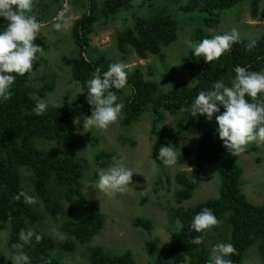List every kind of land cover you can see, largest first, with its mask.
I'll list each match as a JSON object with an SVG mask.
<instances>
[{
  "label": "trees",
  "instance_id": "trees-1",
  "mask_svg": "<svg viewBox=\"0 0 264 264\" xmlns=\"http://www.w3.org/2000/svg\"><path fill=\"white\" fill-rule=\"evenodd\" d=\"M68 1L83 10L71 31L75 54L64 56L63 61L71 69L72 82L83 88L87 87L86 82L97 67L103 72L110 64L117 63L112 52H101L92 46L91 40L99 29L116 22L123 13H131V19H126L125 26L113 37L122 61H127L131 54L139 60L159 57L164 61V48L179 41L180 23L195 24V42L223 34L226 31L212 36L208 29H218L223 12L239 4L248 3L252 18L264 20V0H167L168 4L163 7L159 6L163 0H137L135 5V0ZM66 3L67 0H33L31 14L41 23H49L65 10ZM173 6H177L174 11L171 10ZM6 27L7 22L0 18V30ZM253 41L255 45L248 47ZM35 43L47 48L44 38L38 36ZM184 60L192 76L189 83L175 78L167 82L170 86L166 88L160 85L151 65L147 72L138 65L127 68L125 89H113L124 105L120 118L122 126L131 127L147 116L152 119L151 132L155 136L152 159L168 179L170 175L158 159L159 147L171 145L193 128L201 133L195 152V169L190 174L177 172L174 177L177 189L173 195L174 204L168 209L169 220L174 224L167 228L170 242L161 246L157 238L147 241L148 264H207L214 246L221 242L234 245L236 252L230 257L232 264H246L252 249L257 250L264 261V203L255 205L248 200L243 189L245 169L223 146L216 134L215 118L208 120L190 112L200 91L211 90L217 80L230 86L237 66L249 71H264V36L250 39L240 35V40L211 64L195 57L192 50L185 54ZM40 66L38 57L30 73L16 77L12 98L0 103V225L8 229V246L15 253L26 254L30 264H66V257L80 251L87 264H139L129 249L119 251L93 245L105 228L107 216L99 204L91 202L83 192L90 167L87 158L80 152H67L63 148L77 145L76 113L67 102L68 98L62 106L49 103L42 115L33 111L37 101H47L56 86L55 78L35 75ZM77 109H80L79 115H83L82 106ZM185 111L188 115L181 122L173 128L166 126L169 116L177 117ZM92 140L97 146L99 139ZM180 149L178 162L186 165L191 147L182 142ZM245 151L258 153L259 148L248 144ZM113 157L116 155L104 150L96 153L95 170L112 167L116 162ZM206 163L217 169L219 194L199 204L188 205L201 185ZM158 182L163 183V178ZM21 191L36 196L39 203L26 204L23 197L17 200L15 197ZM205 208L212 210L218 224L206 233H197L191 229V221ZM46 218L54 221L62 218L64 239H56L42 229ZM177 222L183 227H177ZM134 225L149 233L155 227L154 222L145 217L136 218ZM29 228L41 236L39 241L35 237L30 243L20 241V231ZM197 235H203L202 245L191 243ZM0 264H13L1 248Z\"/></svg>",
  "mask_w": 264,
  "mask_h": 264
},
{
  "label": "rangeland",
  "instance_id": "rangeland-1",
  "mask_svg": "<svg viewBox=\"0 0 264 264\" xmlns=\"http://www.w3.org/2000/svg\"><path fill=\"white\" fill-rule=\"evenodd\" d=\"M136 2L137 0L134 1V5ZM159 4L163 7L168 4V1L163 0ZM77 6L76 3L70 5L67 0L65 10L61 11L55 20L42 23L43 26L38 36L45 39L47 48H42V52L37 54L41 66L35 75L55 78V89L50 93L47 101L50 104L62 106L67 97V102H70L73 110L75 109L76 118H82L91 115V106L87 103V87L83 88L82 85L72 82L71 69L63 61L64 56L75 54L71 31L75 21L82 16L83 10ZM177 6H173L171 10L174 11ZM128 18L131 19V13H123L116 18V22L113 21L111 25L99 29L97 34L92 37V46L101 52H112L117 62L125 63L129 69L141 65L147 72L148 66L151 65L160 85L162 83L166 88L170 86L168 83H171L175 78L188 83L191 82L192 76L184 59L185 54L191 50L190 45L196 43L193 39L196 30L195 24L180 23L179 41L164 48V61L159 57L139 60L135 54H131L127 61H122L119 60V53L113 37L118 29L125 26ZM57 23L61 25L59 30L55 28ZM233 28L246 38L253 39L264 36V20L252 18L248 3L239 4L231 10H225L218 29L210 28L208 31L213 36L217 32L231 31ZM79 106H82L84 110L83 115H79L81 109H77ZM187 115L188 112L185 111L177 117L169 116L166 126L173 128ZM75 128L77 145L73 148H63L67 152H80L87 158L90 167L86 172L88 177L85 180L83 192L91 202L98 203L107 216L105 228L94 239L93 245L119 251L129 249L139 264H148L150 256L145 249L146 242L156 238L159 239L161 246H166L170 242L167 228H172L174 224L169 220L168 209L174 204L173 195L177 189L174 177L177 172L190 174L195 169V152L201 133L193 128L176 141L171 142V145L177 147V161L174 166H163L165 172L170 175V179H168L152 159L155 136L151 132L152 119L150 117L147 116L128 128L121 125L120 119L104 130L90 129L88 130L90 132L83 133L82 121L80 125L75 124ZM93 138L99 139L97 146L94 145ZM182 142L188 143L191 147V154L186 165H181L178 162ZM249 144L251 146L256 145L259 152L247 153L244 150L235 157L245 169L243 175L244 193L251 203L259 205L264 203V143L252 142ZM102 150L115 154L117 161L122 159L124 165L136 173L133 175L130 186L123 192L105 193L96 186L98 172L95 170L96 166L93 164V159L94 155ZM259 158L262 160L259 161ZM216 171V167L211 163L205 164L201 185L192 201L187 203L188 205H196L218 196L220 180ZM160 177L163 178V183L158 182ZM25 186L29 189L28 182H25ZM37 202L39 203L38 199ZM138 217L150 218L154 222L155 227L151 233L134 225V220ZM62 222V218H59L58 221L46 218L42 229L56 239H64L65 236L61 230ZM0 248L5 256L12 260L15 255L21 254L15 253L8 246V229L1 227V225ZM65 262L66 264H87V259L83 251H80L74 256L66 257ZM246 264H264V261L257 250L252 249L246 259Z\"/></svg>",
  "mask_w": 264,
  "mask_h": 264
},
{
  "label": "clouds",
  "instance_id": "clouds-1",
  "mask_svg": "<svg viewBox=\"0 0 264 264\" xmlns=\"http://www.w3.org/2000/svg\"><path fill=\"white\" fill-rule=\"evenodd\" d=\"M32 6L33 0H0V18L7 22V27L0 30V103L12 98L16 77L30 73L38 58L37 54L42 52V47L35 40L43 25L31 14ZM55 28L59 30L61 25L57 23ZM239 40L240 35L233 28L210 39L192 43L190 47L195 57L203 58L206 63L211 64L219 60ZM254 45L253 41L248 47ZM127 77V65L123 62L112 63L103 72L97 67L92 73L86 82L87 103L91 106V115L74 119L76 125H80L82 121L83 133L90 132V129H107L121 118L124 105L113 89H125L128 86ZM260 97H264V71H249L246 67L237 66L230 86L217 80L211 90L200 91L190 112L193 116H204L208 120L215 116L218 125L216 134L229 153L238 156L249 143H264V98ZM48 107L49 102L40 99L33 111L39 116ZM176 149L174 145L160 146L158 159L166 166H174L177 161ZM113 160L117 161V158L113 157ZM134 174L136 173L126 167L121 159L112 167L98 170L96 186L105 193L123 192L132 183ZM21 197L29 205L37 201L36 196L23 191L15 198L19 200ZM217 224L218 219L212 210L205 208L194 215L191 229L197 233H206ZM177 227L182 228L183 225L177 222ZM33 237L36 241L41 239L30 228L22 229L19 233V239L24 243H30ZM191 243L202 245L203 235L193 237ZM235 252L231 242L217 243L207 264H232L230 257ZM13 264H30V258L26 254L15 255Z\"/></svg>",
  "mask_w": 264,
  "mask_h": 264
}]
</instances>
